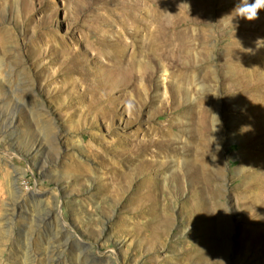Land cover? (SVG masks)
Wrapping results in <instances>:
<instances>
[{
  "label": "rangeland",
  "instance_id": "374dc122",
  "mask_svg": "<svg viewBox=\"0 0 264 264\" xmlns=\"http://www.w3.org/2000/svg\"><path fill=\"white\" fill-rule=\"evenodd\" d=\"M159 3L165 9L156 19ZM238 3L0 0V264H210L197 243L222 235L226 249L217 252L214 264H264V113L243 111L264 108L258 65L264 9L249 21L234 16ZM159 20L176 34L185 32L175 42L191 40L188 29H198L193 47L199 54L178 50L173 64L157 52L146 55L138 62V83L127 72L118 74L120 81L109 77L107 60L95 56L91 43L107 44L98 40L104 30L157 27ZM62 44L104 77L96 94L112 98L107 106L118 108L109 128L108 120L97 116V126L81 123L77 129L75 114L90 97L80 96L82 85L79 95L73 94L72 84L66 89L61 76L53 75L63 59ZM169 79L194 84L179 91ZM65 91L73 102L60 105ZM210 95L216 96L217 118L198 141L197 112ZM65 106L74 108V115ZM169 135V153L155 144L132 152L140 138ZM114 139L115 145L103 142ZM155 159H166L168 166L151 165ZM177 167L183 187L168 191V207L158 201L154 209H137L133 199L143 196L140 180L156 175L163 181ZM115 180L121 181L118 187ZM161 211L168 212L164 234L145 237L153 231L147 225L151 213ZM128 224L141 228H123ZM53 242L59 246L51 251Z\"/></svg>",
  "mask_w": 264,
  "mask_h": 264
},
{
  "label": "bare ground",
  "instance_id": "6f19581e",
  "mask_svg": "<svg viewBox=\"0 0 264 264\" xmlns=\"http://www.w3.org/2000/svg\"><path fill=\"white\" fill-rule=\"evenodd\" d=\"M181 0H167V4H175L180 2ZM163 3V1L161 2ZM161 3L160 6H161ZM165 9V7L161 6V11L157 15L156 19H159L162 15V10ZM179 25L178 22H175L174 27L176 28ZM189 34L193 36V38H196L199 34L198 29H188ZM184 31H181L179 33H175V29H171L170 26L164 22V20H159L158 26L153 27L152 24H147L146 26H139L134 25L132 29L124 28L119 29L116 32H112L110 30H104L101 33V36L99 37V42L103 43L106 39L109 41L107 44L100 45V46H94L93 43H91V48L95 50V56L97 58H105L107 60L106 67L104 70L107 71V75L111 77L114 81H120V76L118 74H121L122 72H127L129 74V79H132L134 83H138L140 81V77L138 76V73L136 72V69L138 67V62L144 61V56L149 55L151 53L157 52V55L163 58H169V62L171 64L176 62V59L172 57V53L175 55L177 51L183 52V51H190L191 56H197L199 54V51H197L196 47H193V45L197 44L195 39L188 40L184 38L182 41L181 39L177 42H175V37L179 36L182 37L184 35ZM128 36L135 39L137 43L133 40H127ZM168 44H175L176 48H169ZM182 47H180V45ZM128 48L131 50L130 56H128ZM62 53L63 59L62 62L59 64L57 69L53 72V75L55 76H61V86L69 84H72V92L73 94L78 93V86L82 85L83 90L80 96L85 97L86 94H89V102L82 106L83 110L77 112L75 115L78 117L76 127L77 129H80L81 123H87L88 125H96L93 121L96 120L97 116H101L105 121L107 122V127H110V122L114 120V116L117 115L118 108L114 106L108 107L107 104L110 99H100L98 95L96 94V89H99L100 82L104 81V77L99 73L97 70H91L87 67V64L84 62L82 63V60L77 58L74 54L69 53V46H66L65 44H62V46L58 49ZM52 53V51H47V54ZM140 56V57H139ZM195 61V58H193ZM194 61L192 65L194 64ZM191 65V66H192ZM258 65H261L263 67L261 73L264 74V47H263V54L261 58L258 61ZM260 66V67H261ZM77 71V75H72L73 72ZM145 74L147 77H151V70L145 71ZM180 75L182 77L187 76L186 72H181ZM189 75V74H188ZM264 77H262V85L261 87L264 90ZM169 85H175L174 88L179 89V91L182 89H185L187 92L191 89L193 86V82L188 81V84H185V86L182 83L174 82V79H169ZM129 83H133L131 80L128 81ZM116 83H114L115 85ZM219 85V84H218ZM132 90H135L138 92L137 87H133ZM242 91L249 92L248 89H241ZM66 93L61 95L60 98L62 99L61 104H70L73 102L72 100V93L69 91H65ZM178 95H174V101L173 106L178 104ZM216 99L215 95H210L208 97V100L206 101L204 108L202 109V112H197L198 119L196 122H199V124L196 125L194 129V137L197 138L198 141H201L203 137L209 132V126L213 124V120L217 118V109L214 107V101ZM180 105H183L180 104ZM98 106H100L98 108ZM245 108L243 111L246 112L248 109L253 111H259V109L264 113V108ZM63 110H67L68 113L71 115H74L75 109L65 106L63 107ZM171 109H178V108H171ZM183 110L184 108H179ZM172 136L169 135L167 137H161L159 139L157 138H140L142 143L140 141H136V145L132 148V152L138 153L141 150H144L148 147L149 144H155L159 146L162 151L164 152L168 147H171V140ZM176 140L179 141V138L175 136ZM136 139V138H135ZM137 140V139H136ZM114 140L110 141H103L104 144L106 143L108 146L115 145ZM177 150V148H175ZM121 151H126V148H121ZM170 150H166V153H169ZM200 151L194 152V156L198 155ZM135 161L132 162V168ZM151 165H157L160 169L165 168L168 166L166 159H155L153 163H150ZM137 165H141V162ZM142 165H148L145 159H142ZM175 172L166 173L162 180H157L154 177L156 175H148L147 178H142L140 181H142L144 187L140 188L138 191L139 193L143 194L141 198H134L133 201L136 203L137 209H154L157 207V202L165 201L162 205L165 207H168L169 201V190L177 189V191L182 190L183 187V179L181 178V171L180 168L177 167L174 169ZM131 182V181H129ZM172 182V184H171ZM121 183L120 180H115L113 187H118ZM131 186L134 187L132 183H129ZM170 184V185H169ZM173 186V187H172ZM129 187V186H128ZM132 188V187H131ZM193 196V194H192ZM142 216V215H141ZM145 217V216H142ZM168 218V212L167 211H161V212H152L150 216V223L147 225L149 228H153V231L149 232V236H145L147 238H150L151 236H161L164 234L166 229L168 227V223H166V219ZM123 228H141L139 227H131V225H127ZM226 235H222L221 239L218 241L211 240L209 237H206L202 239L199 243H197V248L199 249V253L203 258H206L210 264H214L213 261H215L219 256L217 255V252L223 253L226 249ZM217 244L222 245L223 248H215L210 247V245ZM59 244L57 242H53L49 249L54 250L56 247H58ZM194 253H190V256H194ZM219 259L222 261L224 260V255H222ZM222 263V262H221Z\"/></svg>",
  "mask_w": 264,
  "mask_h": 264
},
{
  "label": "clouds",
  "instance_id": "9594fccd",
  "mask_svg": "<svg viewBox=\"0 0 264 264\" xmlns=\"http://www.w3.org/2000/svg\"><path fill=\"white\" fill-rule=\"evenodd\" d=\"M264 9V0H254L250 3L249 0H240L233 10L234 16L246 18L247 20H255L258 17L259 10Z\"/></svg>",
  "mask_w": 264,
  "mask_h": 264
}]
</instances>
